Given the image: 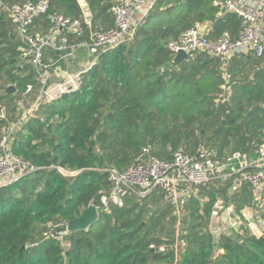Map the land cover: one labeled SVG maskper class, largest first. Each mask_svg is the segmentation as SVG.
Wrapping results in <instances>:
<instances>
[{"label": "trees", "instance_id": "1", "mask_svg": "<svg viewBox=\"0 0 264 264\" xmlns=\"http://www.w3.org/2000/svg\"><path fill=\"white\" fill-rule=\"evenodd\" d=\"M44 1L51 13L82 18L78 0ZM113 1L85 0L95 30L113 26ZM213 1L156 0L130 44L101 52L81 74L78 90L41 104L21 123L26 96L36 98L38 76L20 58L16 26L0 10V140L5 128L19 123L10 149L37 169L0 189V264H264V229L260 237L250 235L241 217L227 233L209 231L217 201L236 213L254 210L249 187L230 191L232 179L201 187L205 202L190 198L180 219L157 192L139 197L128 191L123 207L99 211L94 224L71 232L66 250L49 237L55 225L78 218L89 205L100 207L110 188L106 170L123 171L140 155L171 161L177 151L194 155L203 146L222 161L233 152L253 157L264 144V55L231 59L227 94L216 59L194 52L175 64L167 48L196 23H208L210 37H238L240 19L219 16ZM59 56L46 50L43 63ZM54 167L77 173L63 176Z\"/></svg>", "mask_w": 264, "mask_h": 264}, {"label": "built area", "instance_id": "2", "mask_svg": "<svg viewBox=\"0 0 264 264\" xmlns=\"http://www.w3.org/2000/svg\"><path fill=\"white\" fill-rule=\"evenodd\" d=\"M156 0H114L110 8L113 26L105 31H97L92 26L91 13L85 0H78L82 18L72 19L49 11V3L40 0L36 3L25 2L11 6L3 5L0 10L16 26L21 39L20 58L32 66L38 76V92L34 101L22 114L21 121L32 116L43 103H49L64 93L76 91L80 87L77 76L67 75V81L50 86L48 70L52 64L43 63L46 50L59 53L60 58L73 56L79 48L94 53V61L101 52L113 50L130 44L136 30L151 11ZM218 15H235L240 19V31L236 39L229 33L210 37L208 23H196L184 31L178 39L168 42L167 48L174 55L183 51L190 55L202 52L216 59L225 80L221 89L230 93V75L227 72L231 59L238 55L252 53L255 57L264 55V0H214ZM94 63L90 64L89 69ZM32 91L28 86L25 94ZM54 94H59L58 96ZM223 95L220 101H225ZM4 118L0 114V119ZM19 123L4 129L0 140V189L11 186L24 176L36 171L29 162L17 157L10 149V135ZM147 150L143 151V154ZM253 157L247 152H233L222 161L214 160L205 147L199 146L194 155L177 151L171 161L158 158L145 160L140 155L136 162L123 171L106 170L110 188L100 199L97 212L107 211L110 206L123 207L128 191L144 197L157 192L170 206L173 215L181 218L183 209L190 198L200 203V188L217 179H232L236 190L247 185L252 193V206L256 212V221L242 214L246 229L250 235L260 237L264 229V144L253 151ZM56 172L71 177L77 172L54 167ZM227 213L233 220V205H224L217 201L212 209L209 231L214 236L227 233L233 224H225L222 215ZM231 220V221H232ZM238 220V219H237ZM240 221V220H239ZM232 221V223H239ZM252 223H258L254 227ZM67 223L55 225L49 233L52 240L65 243L70 235ZM178 235V232L176 233Z\"/></svg>", "mask_w": 264, "mask_h": 264}, {"label": "crops", "instance_id": "3", "mask_svg": "<svg viewBox=\"0 0 264 264\" xmlns=\"http://www.w3.org/2000/svg\"><path fill=\"white\" fill-rule=\"evenodd\" d=\"M92 56H94V53L89 52L86 48H79L74 52L73 56H71L70 58H66V59L59 58L56 62H53L50 60L46 61L47 63L52 64L50 66V69L47 72L50 86L53 87L58 83H62L65 80L66 75H69V74L79 75L78 79H76V80H79V77L81 76V74L89 70L90 64L95 63ZM252 211L253 210L251 207L246 206L243 209H241L240 211L241 213H236L235 207H234V213L232 215L233 220L230 219L227 213H224L221 219L224 220L225 222H228L225 224H233L234 228H238L240 223H232V221H235V222L239 221L241 217L243 218L242 214H245V218L246 216L248 217L252 216L251 221H256L254 215H252L253 214ZM252 225L254 227H257L258 223H252Z\"/></svg>", "mask_w": 264, "mask_h": 264}, {"label": "water", "instance_id": "4", "mask_svg": "<svg viewBox=\"0 0 264 264\" xmlns=\"http://www.w3.org/2000/svg\"><path fill=\"white\" fill-rule=\"evenodd\" d=\"M189 55L183 51H179L174 57V63L178 64L182 61L188 60ZM7 92L12 94L14 92L13 87H8ZM98 220V212L94 205H89L83 213L75 219L67 222V228L70 232L78 230H86L90 225L94 224Z\"/></svg>", "mask_w": 264, "mask_h": 264}, {"label": "rangeland", "instance_id": "5", "mask_svg": "<svg viewBox=\"0 0 264 264\" xmlns=\"http://www.w3.org/2000/svg\"><path fill=\"white\" fill-rule=\"evenodd\" d=\"M149 13H150V12H149ZM82 74H84V73H82ZM69 75H71V74H69ZM66 76H67V75H66ZM71 76H77V75H71ZM78 76H79V75H78ZM67 80H68V79L66 78L65 81H67ZM79 80H80V77H79ZM54 95L58 96L59 94H54ZM26 97H27V98L25 99L26 102H25L24 104L21 103L24 109L26 108V107H25L26 104H31V102H32L31 99H28V96H26ZM57 98H58V97H57ZM57 98H56V99H57ZM21 104H20V105H21ZM28 106H29V105H28ZM216 182H217V181H216ZM160 200H161V199H160ZM160 205H161V203H160ZM160 205H159V206H160ZM252 210H253V209H252ZM252 212H253L252 215H254V217H255V216H256V215H255L256 212H255L254 210H253ZM251 217H252V216H251ZM67 248H68V243H67V242L63 243V249L66 250ZM217 253H219V250H217Z\"/></svg>", "mask_w": 264, "mask_h": 264}]
</instances>
